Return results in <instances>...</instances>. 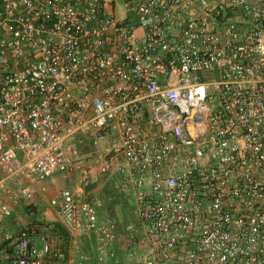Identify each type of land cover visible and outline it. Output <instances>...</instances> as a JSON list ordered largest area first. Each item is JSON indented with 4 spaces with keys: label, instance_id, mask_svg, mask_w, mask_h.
<instances>
[{
    "label": "built area",
    "instance_id": "obj_1",
    "mask_svg": "<svg viewBox=\"0 0 264 264\" xmlns=\"http://www.w3.org/2000/svg\"><path fill=\"white\" fill-rule=\"evenodd\" d=\"M79 135L135 191L127 264H264V0H0L2 264H86L85 236L117 258L68 187L66 234L6 224L84 169Z\"/></svg>",
    "mask_w": 264,
    "mask_h": 264
},
{
    "label": "crops",
    "instance_id": "obj_2",
    "mask_svg": "<svg viewBox=\"0 0 264 264\" xmlns=\"http://www.w3.org/2000/svg\"><path fill=\"white\" fill-rule=\"evenodd\" d=\"M75 142L80 155L84 159V169L73 173L66 172L59 180L61 182H70L71 187L68 188L73 189V192L76 193L77 197L82 201H90L97 204L102 218H112L115 220L119 239L113 243L111 247L122 255L123 262L127 264L129 261L126 258V226L135 222L137 219L135 213L137 205L135 191L132 187L127 185L123 174L118 171L115 166L105 171L102 169V166L96 162L95 158L92 156V144L89 136L79 135ZM59 180L58 177H53L45 181L39 186L35 197L29 202L41 215V218L36 220L40 224L33 225L44 229H49L53 226L54 229H56V225L61 224L58 214L59 206H53L51 204V199L56 193L61 188H65L60 187L58 189L57 184ZM33 221L32 219H27V222L23 224L24 227L29 225L32 226L31 223ZM14 223L13 216L7 219L6 224L8 230L12 228V224ZM89 239L96 245V249L97 241L93 236H85L82 239L83 248L89 250ZM89 263L88 260L86 264Z\"/></svg>",
    "mask_w": 264,
    "mask_h": 264
},
{
    "label": "rangeland",
    "instance_id": "obj_3",
    "mask_svg": "<svg viewBox=\"0 0 264 264\" xmlns=\"http://www.w3.org/2000/svg\"><path fill=\"white\" fill-rule=\"evenodd\" d=\"M103 172V171H102ZM65 172H57L54 177H58V180L60 179V177L64 174ZM59 183L58 185V189L60 187H71L70 182L65 181V182H61L60 180L58 181ZM63 185V186H62ZM31 203L27 202V203H23L20 206H18L16 208V210L13 212L12 216L14 219V224H12V228L10 229L11 232H17L20 228L24 227V223L27 222L28 220H34L31 225L33 224H40L39 222H37L36 220H39V218H41L40 212L37 209H34L32 206L30 205ZM11 216V217H12ZM28 216V217H27ZM27 218V219H26ZM16 224V225H15ZM28 224V223H27ZM30 224V223H29ZM30 226V225H29ZM38 231L40 232V234H48L51 233L49 229H44V228H40L38 227ZM58 229V228H57ZM58 231L63 232L62 230L58 229ZM89 243V250H85L88 255L90 256L89 259V264H112L111 259H107L106 262L104 261H100L99 260V253L98 250L96 251L95 247L96 245L93 244L92 240L89 239L88 241ZM128 243H126V247H128L127 245ZM0 255H1V251H0ZM1 258V256H0ZM126 258L128 259V261L130 262V259L128 258V256L126 255ZM2 264V262H1Z\"/></svg>",
    "mask_w": 264,
    "mask_h": 264
},
{
    "label": "trees",
    "instance_id": "obj_4",
    "mask_svg": "<svg viewBox=\"0 0 264 264\" xmlns=\"http://www.w3.org/2000/svg\"><path fill=\"white\" fill-rule=\"evenodd\" d=\"M60 229L63 231V233L66 234V232L64 231V228L62 227L61 224H57L56 225V229ZM117 253V258H114L112 259V264H126L125 262H123V257L120 253L116 252ZM0 264H1V258H0Z\"/></svg>",
    "mask_w": 264,
    "mask_h": 264
}]
</instances>
